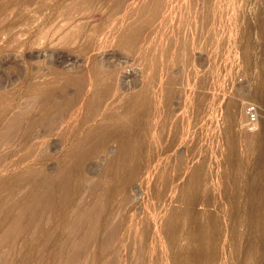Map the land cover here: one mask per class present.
<instances>
[{
	"label": "rangeland",
	"instance_id": "1",
	"mask_svg": "<svg viewBox=\"0 0 264 264\" xmlns=\"http://www.w3.org/2000/svg\"><path fill=\"white\" fill-rule=\"evenodd\" d=\"M263 79L264 0H0V262L64 264L67 245L72 264H260L244 134L264 122ZM48 191L56 207L23 225L16 209ZM97 204L104 223L78 246L68 225Z\"/></svg>",
	"mask_w": 264,
	"mask_h": 264
},
{
	"label": "bare ground",
	"instance_id": "2",
	"mask_svg": "<svg viewBox=\"0 0 264 264\" xmlns=\"http://www.w3.org/2000/svg\"><path fill=\"white\" fill-rule=\"evenodd\" d=\"M264 80V79H263ZM263 84H264V82H263ZM263 86V85H262ZM261 88V87H260ZM263 88H264V86H263ZM263 88H261V89H263ZM259 89V88H258ZM260 90V89H259ZM264 90V89H263ZM261 91V90H260ZM263 92V91H262ZM261 92V93H262ZM53 93L54 92H52L51 93V91H49V92H47V93H44L43 95H42V97H41V102L43 103V104H45V105H49L50 106V108L51 109H60L59 107H60V100H57V99H54V96H53ZM260 93V92H259ZM260 93V94H261ZM258 94V93H257ZM260 94H259V96H260ZM263 94H264V92H263ZM261 97V96H260ZM264 98V97H263ZM229 105H231V106H234V105H237V103H236V101H234V100H232L231 102H229ZM236 112H233V111H228V121L229 122H227L228 124H226V125H223L222 126V129L220 128V131L222 132V130H223V127L225 126V131H224V133L226 132V133H229L230 135H231V132L234 130V129H237V127H239V126H236L235 125V128L233 129V126H234V122H235V120H236ZM225 118V117H224ZM237 118H238V116H237ZM221 122V121H220ZM224 124H225V122H224ZM241 127H243V126H241ZM246 127V126H245ZM249 127V128H248ZM240 128V127H239ZM238 128V129H239ZM244 128V127H243ZM242 129V128H241ZM240 130V129H239ZM238 130V131H239ZM243 130V129H242ZM241 130V131H242ZM246 130V133L244 134L245 135V137H244V135H242V134H240L241 136H243L244 137V139L246 138V140H247V145H249V151H251V154H250V152L249 151H247V149H246V151L247 152H249V154L250 155H253L252 153H254V154H256V159H254L255 161H254V163H253V166H252V168H250L251 169V171H252V173H247V175H251V180H247V181H250V186L248 187V188H250V190H248L249 192H248V196L247 197H249L248 199H249V201L251 202L253 199H254V201H252V203L254 202V204H250L249 202V205L247 204V207L244 209V218H245V221H247V222H251L250 224H251V226H252V228L253 229H255V233L257 234H259L258 235V237L260 238H263L264 239V220H261V219H263L262 218V216H261V218L260 217H258V218H260V220H258L257 219V216L260 214V213H263V208H264V122H262V125L260 124V125H255L254 123H250V124H248L247 125V128L245 129ZM245 130H243V131H245ZM217 131V130H216ZM226 133H225V135H226ZM232 133H235V132H232ZM239 133H241L240 131H239ZM238 133V134H239ZM217 134V133H216ZM221 134V133H220ZM223 134V133H222ZM222 134L220 135V137H222L221 139H223V136H222ZM227 135V136H230V135ZM236 134H237V131H236ZM234 135V134H233ZM226 136V137H227ZM238 137H236V135H235V137L238 139H241L240 138V136L239 135H237ZM219 137V138H220ZM232 137V139H233V136H231ZM231 137L229 138V137H227V139L229 140V142H230V140H231ZM235 138V139H236ZM226 139V140H227ZM237 139L235 140V141H237ZM239 139H238V141H239ZM243 139V138H242ZM241 139V140H242ZM224 141H226L225 139H223ZM222 140V141H223ZM211 141V140H210ZM233 141V140H232ZM237 141V142H238ZM220 142V141H219ZM218 142V143H219ZM228 142V141H227ZM227 142H225V144L227 143ZM234 142V141H233ZM243 142V140L241 141V143ZM217 143V144H218ZM240 142H239V144H241ZM129 144V143H128ZM223 144V143H222ZM228 144H230V145H228V147L230 148V146H231V144L232 143H228ZM235 144H236V142H235ZM221 145V144H220ZM216 146V145H215ZM224 146V145H223ZM226 146H227V144H226ZM226 146H225V150H228V148L226 149ZM237 146H239L238 144H237ZM123 146H121L120 148L122 149V155H118L119 157H121V162L122 163H124L125 164V162L127 161V160H129L131 157H132V155L134 154V147H133V145L131 146H126V147H124V148H122ZM213 147V146H212ZM221 147H222V145H221ZM217 148V149H222V148H224V147H222V148ZM234 147H235V145H234ZM237 148V147H236ZM235 148V149H236ZM209 149H210V147H209ZM232 149V148H231ZM230 149V150H231ZM234 149V150H235ZM239 149H240V147H239ZM219 150V153L221 152ZM234 150H233V152H234ZM239 151V150H238ZM237 151V152H238ZM242 151V150H241ZM207 152V151H206ZM213 152H214V149H213ZM223 152H224V155H225V151H224V149H223ZM233 152H232V155H233ZM209 153H211L210 152V150H209ZM218 153V152H217ZM235 153V152H234ZM238 153H240V152H238ZM207 154H208V152H207ZM213 154V153H212ZM237 154V153H236ZM245 154V153H244ZM247 154V153H246ZM249 154H248V156H249ZM216 155H218V154H216ZM215 155V156H216ZM221 155V154H220ZM219 155V156H220ZM229 155V154H228ZM228 155H226L225 157L227 158V160H228V158L230 159L231 157H228ZM117 156V157H118ZM215 156H214V158H215ZM223 156V155H222ZM231 156V155H230ZM240 155H238V159L239 158H241V157H239ZM114 157H115V155H114ZM253 157V156H252ZM113 158V157H112ZM219 158V157H218ZM237 158V157H236ZM242 158H243V156H242ZM241 158V159H242ZM249 158H251V156L249 157ZM254 158H255V156H254ZM118 159V158H117ZM209 159H211V158H209ZM233 159H234V157H233ZM238 159H236V160H238ZM118 160V161H119ZM223 160V159H222ZM251 160V159H250ZM252 160H253V158H252ZM112 161V160H111ZM113 161H114V159H113ZM223 161H225V160H223ZM229 161H231V163H235V159H234V161L233 160H229ZM233 161V162H232ZM239 161H241V163H242V160H239ZM244 161V160H243ZM116 162V161H115ZM215 162V161H214ZM219 162H221V161H219ZM228 162V161H227ZM253 162V161H252ZM112 163V162H111ZM225 163H226V161H225ZM231 163H230V165H231ZM249 163V162H248ZM118 164V163H117ZM119 164H121V163H119ZM203 164V163H202ZM214 164V163H213ZM224 163L222 162V165H223ZM226 164H228V163H226ZM113 165H114V163H113ZM204 165H205V163H204ZM212 165V164H211ZM216 165V164H215ZM214 165V166H215ZM229 165V166H230ZM235 165V164H234ZM234 165H231V166H234ZM241 165V164H240ZM239 165V166H240ZM246 166V163L244 164H242L241 165V167H243V166ZM251 165V164H250ZM219 166H221V165H219ZM230 166V167H231ZM243 167V168H245L246 169V167ZM202 167H203V165H202ZM201 166L195 171L194 170V173H192L191 175H192V180L191 181H188V182H186L185 184L187 185V187H191L192 189H194L195 190V188H197V185H199V183H200V180L197 178V176L201 173V171L200 170H202L203 168H202ZM205 167V166H204ZM207 167V166H206ZM213 167V166H212ZM228 167V166H227ZM238 167V166H237ZM241 167H239L240 169H241ZM248 167V166H247ZM209 168V167H208ZM224 168V167H223ZM222 168V169H223ZM226 168V167H225ZM233 168V167H232ZM239 168H236V169H238V172H239ZM242 168V169H243ZM228 169V168H227ZM227 169H224L225 171L227 170ZM234 169H235V166H234ZM236 169H235V172H234V174L236 173ZM249 169V170H250ZM233 170V169H232ZM249 170H248V172H249ZM214 171V170H213ZM223 171V170H222ZM230 171H231V169H230ZM229 171V172H230ZM242 171V172H241ZM239 173H242L243 174V170H241ZM193 172V171H192ZM219 173V172H218ZM228 172L226 171V173L225 174H227ZM239 173H237V174H239ZM245 173H246V170H245ZM244 173V174H245ZM224 174V175H225ZM233 174V175H234ZM243 174V175H244ZM221 175H223V174H221ZM229 175V174H228ZM240 176H241V174H239ZM207 176V175H206ZM216 176V175H215ZM237 177H238V175H236ZM57 178H58V180L57 181H59V183H60V186L59 187H61L62 186V188H66L68 185H69V183H70V179H69V177H67V176H63V175H60V176H56ZM225 177H226V175H225ZM228 177V176H227ZM237 177H235V178H237ZM242 178L244 177V176H241ZM247 177V176H246ZM250 177V176H249ZM248 177V178H249ZM55 178V177H54ZM215 178V177H214ZM223 178H224V176H223ZM234 178V177H233ZM240 178V177H239ZM239 178H238V180H239ZM51 179V178H50ZM50 179H49V181H50ZM209 179H210V177H209ZM227 179V178H226ZM224 180V182L226 181V184L227 183H229V181L227 182V180ZM230 179V181H231V179H232V175H231V178H228V180ZM243 179H245V178H243ZM242 179V180H243ZM247 179V178H246ZM245 179V180H246ZM199 180V181H198ZM222 180L223 179H221V182L220 183H222ZM233 180V179H232ZM241 180V181H242ZM244 180V181H245ZM53 181V180H52ZM56 181V182H57ZM235 181H237V180H234V182ZM243 181V182H244ZM232 182V181H231ZM231 182H230V184H231ZM234 182H232V183H234ZM240 182V181H239ZM239 182L237 183V182H235V183H237L236 185L238 186H236L237 188H238V190H239ZM59 183H58V185H59ZM245 183V182H244ZM209 184V183H208ZM224 184V186L226 185L225 183H223ZM241 184V183H240ZM246 184V183H245ZM247 184H249V182L247 183ZM247 184H246V186H247ZM222 185V184H221ZM220 185V186H221ZM228 185V184H227ZM242 185V184H241ZM241 185H240V187H241ZM224 186H222L223 187V189L224 188H229L230 189V187H224ZM231 186V185H230ZM234 186V185H233ZM243 186V185H242ZM245 186V185H244ZM243 186V187H244ZM219 187V186H218ZM232 187V186H231ZM235 187V186H234ZM242 187V188H243ZM58 188V187H57ZM222 189V188H221ZM228 189V190H229ZM243 189H246V187L245 188H243ZM230 190H232V188L230 189ZM234 191H235V189H233ZM238 190H237V192H238ZM242 189H240V191H241ZM225 191V190H224ZM221 192V191H220ZM222 193H223V191H222ZM226 193V192H225ZM229 193V192H228ZM230 193H232V192H230ZM238 193H240V192H238ZM227 194V193H226ZM245 193L243 192V195H244ZM231 195V194H230ZM213 196V195H212ZM233 196H236V194H235V192H234V194H233ZM238 196V195H237ZM236 196V197H237ZM246 196V195H245ZM225 197H227V196H225ZM239 197V196H238ZM261 197H263V199L261 198ZM213 198V197H212ZM227 198H232V197H227ZM235 198V197H234ZM214 199V198H213ZM238 199V198H237ZM244 199V198H243ZM231 200V199H230ZM239 200H242L241 199V197L239 198ZM238 200V201H239ZM261 200V201H260ZM212 201V200H211ZM231 201H233V200H231ZM230 201V202H231ZM237 200H235V202H236ZM237 201V202H238ZM244 201H245V199H244ZM55 197H54V192H50V191H48V192H41V193H39L38 195H32V196H29L28 198H27V200L25 201V203L22 205V206H20L18 209H16V215H17V217H18V219H20V221L22 222V224L23 225H31V224H37L38 226H40L41 227V222H42V220L44 219V217H46V215L51 211V210H53L54 209V207H56L55 206ZM245 203H247V202H245ZM11 204H13V202L11 203ZM14 205V204H13ZM251 205V206H250ZM250 206V207H249ZM12 207V206H11ZM14 207V206H13ZM102 205H99V204H97V205H92V206H88L87 208H85L81 213H79L78 215H77V217L75 218V221H74V223L71 225V226H69L68 225V227L70 228V231H71V233H78L79 232V238L77 239V240H75V244L76 245H83V244H85L86 242H88V240L89 239H92V238H94L97 234H98V231H99V229H100V226L101 225H103V223H104V218H103V216H102ZM10 210H12V208L11 209H1V211H2V214H3V216H2V218L5 220L6 218H7V216L9 215V213L11 212ZM249 213V214H248ZM247 214L248 215H250L249 217L250 218H248V216H247ZM242 215H243V213H242ZM242 215L240 214L239 216V221L240 220H243V217H242ZM260 216V215H259ZM255 217H256V219H255ZM264 217V216H263ZM247 218V219H246ZM246 222V223H247ZM80 226H82L83 227V230L81 231H79L78 230V227H80ZM39 227V228H40ZM38 228V229H39ZM37 229V230H38ZM42 229V228H41ZM117 226H115V227H113L112 229H110L111 231H110V236L112 237V236H114L115 235V233H116V231H117ZM40 230V229H39ZM41 231V230H40ZM50 233V232H49ZM238 233V232H237ZM235 234V233H234ZM233 234V235H234ZM255 234V235H256ZM16 235V233H14V232H12V231H10V232H8L7 233V237H14ZM47 236H48V233L46 234ZM45 235V236H46ZM240 237V236H239ZM238 238V237H237ZM239 239V238H238ZM237 240V239H236ZM252 248H254L253 247V245H251L249 248H248V250H247V252H249V253H252V251H253V249ZM246 251V250H245ZM249 253L248 254H246V255H249ZM254 254V253H253ZM62 255H63V257H64V260H65V262H64V264H72V262L74 261V259H75V257H76V251H73V250H71V248L69 247V246H67V245H65L64 246V248H63V250H62ZM246 255H245V257H246ZM243 256H244V254H243ZM250 256V255H249ZM250 257H252V256H250ZM241 259L243 258V257H240ZM244 259V258H243ZM241 261V260H240ZM63 262V261H62ZM246 262V261H245ZM7 262L3 259L1 262H0V264H6ZM241 263H243V262H241ZM63 264V263H62ZM245 264V263H244ZM247 264H253V261L251 260H249L248 262H247ZM260 264H264V257H262V260L260 261Z\"/></svg>",
	"mask_w": 264,
	"mask_h": 264
},
{
	"label": "built area",
	"instance_id": "3",
	"mask_svg": "<svg viewBox=\"0 0 264 264\" xmlns=\"http://www.w3.org/2000/svg\"><path fill=\"white\" fill-rule=\"evenodd\" d=\"M247 112H248L249 116L252 118V120L257 119L258 114H257V110L254 106H248Z\"/></svg>",
	"mask_w": 264,
	"mask_h": 264
}]
</instances>
